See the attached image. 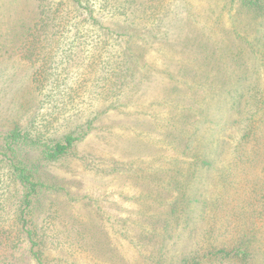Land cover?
I'll use <instances>...</instances> for the list:
<instances>
[{
	"label": "rangeland",
	"instance_id": "374dc122",
	"mask_svg": "<svg viewBox=\"0 0 264 264\" xmlns=\"http://www.w3.org/2000/svg\"><path fill=\"white\" fill-rule=\"evenodd\" d=\"M121 1L88 0L95 26L72 0H0V264H38L26 228L46 264H182L241 234L250 264H264V225L244 214L235 227L233 212L262 175L236 176L233 152L264 82V0H163L158 28L114 16ZM43 5L64 9L79 38L39 29ZM101 61L114 74L91 72ZM77 131L69 153L47 158ZM7 158L39 183L23 215Z\"/></svg>",
	"mask_w": 264,
	"mask_h": 264
},
{
	"label": "trees",
	"instance_id": "16d2710c",
	"mask_svg": "<svg viewBox=\"0 0 264 264\" xmlns=\"http://www.w3.org/2000/svg\"><path fill=\"white\" fill-rule=\"evenodd\" d=\"M261 0H244L243 4L245 6H253L255 3L260 4ZM88 0H72V7L74 12L77 14L86 13L89 17L88 20L92 19V23L97 26L100 24L96 18L91 14L93 7H90ZM256 5V4H255ZM107 6L103 4V8ZM114 16H124L125 14H134L137 18L142 19L145 24L152 27L158 28L163 20V15L166 13L168 3L163 0L155 1H140L136 2L134 0L121 1L118 4H109ZM264 6V1H261L260 9ZM64 9L54 8L46 10L41 8V16L37 22L39 29H45L49 24L55 22L54 26L58 27L57 30L62 31L61 37L69 38V33L72 32L73 35L77 34L78 27L70 22V18L64 17L62 14ZM74 18V15H72ZM35 33V31H34ZM33 33V34H34ZM79 32L77 38H79ZM99 47H104L102 42L98 43ZM27 47H43L42 41L37 40V42L32 41V44L26 45ZM80 43H73V40H67L66 42H59L58 40H52L51 47H79ZM105 42V47H106ZM95 58H98L95 57ZM104 62V61H103ZM103 62H99L96 67H90L95 71L96 69L102 70L107 73L114 74V69H112L113 63L109 62L107 65H103ZM264 66V60L262 62ZM109 75L107 74V78ZM99 80H106V74H101ZM250 97L246 100L245 104L248 105L249 113L244 117H239V122L242 124L240 129L241 134L235 139V147L233 152V157H235L233 167L235 170V175H244L248 171H251L257 167L261 166L262 175L259 176V180L251 179L247 182V186L243 192V200L233 207L235 214V227L240 226V218L244 214L248 215L255 222L264 225V82L254 86L252 92H250ZM91 121H88L89 124ZM81 131L69 132L61 140L55 143L48 144L46 146L45 155L49 159H56L62 157L70 152L73 145L82 138ZM13 135V134H12ZM9 162L10 174L15 177L19 186L23 189V194L21 197L20 213L24 214L29 204L31 203V197L37 190L39 186L32 178V171L22 162H16L12 158H7ZM252 172V171H251ZM250 172V173H251ZM231 173V169L229 170ZM227 176V175H226ZM225 176V177H226ZM14 179V180H15ZM226 187V185L224 186ZM224 212H228V209H222ZM27 223V222H25ZM26 236L28 237L29 244L31 245L30 252L34 255L38 264H46L44 259L47 256L40 255L41 252L33 250V245L36 242L32 239L33 230L26 228L24 230ZM251 241L250 239H244V236L238 235L237 238L233 240L232 243L223 245L210 244L207 249L203 251H193L184 260L182 264H250V252H251ZM263 245V244H261Z\"/></svg>",
	"mask_w": 264,
	"mask_h": 264
}]
</instances>
